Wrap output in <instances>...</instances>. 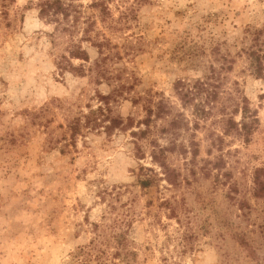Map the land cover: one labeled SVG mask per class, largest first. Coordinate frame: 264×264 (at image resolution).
Wrapping results in <instances>:
<instances>
[{"label":"rangeland","instance_id":"374dc122","mask_svg":"<svg viewBox=\"0 0 264 264\" xmlns=\"http://www.w3.org/2000/svg\"><path fill=\"white\" fill-rule=\"evenodd\" d=\"M41 1L0 0V264H264V0Z\"/></svg>","mask_w":264,"mask_h":264},{"label":"trees","instance_id":"16d2710c","mask_svg":"<svg viewBox=\"0 0 264 264\" xmlns=\"http://www.w3.org/2000/svg\"><path fill=\"white\" fill-rule=\"evenodd\" d=\"M110 0H97L93 3L94 6H99L101 8V13L105 16L110 14V9L107 6L106 2H109ZM39 9V16L42 19H45L47 21L55 22L56 24H61V21H68L72 15L73 10L75 9V6L72 2V0H42L38 4ZM75 17V16H74ZM61 18V19H60ZM76 20V19H75ZM96 47H101L102 44H95ZM261 52L258 53L256 51H253L250 54L251 58V68L253 73L256 75L257 78L264 80V50H259ZM69 58L73 59H82L86 62L89 61L88 54L85 50H82L81 47H78L76 45L73 46V48L69 51ZM66 59V58H65ZM67 62L72 65L70 60H67ZM73 69L76 70L75 67L71 66ZM84 68V67H83ZM81 67L80 69L83 70ZM66 68H62V70H65ZM203 82L199 83V81L195 82L193 86L189 87L186 85L184 81H178L176 83V90H178V94L182 96V100L184 101V106H186L189 103H194V112L196 118H203L206 119V117L211 113L212 107L210 109L206 110L205 104L208 106L216 101L217 95L216 93H211L208 96H206V99L203 100L201 98L200 101H197V97L201 96V93L203 91ZM238 112V111H236ZM242 113V121H241V131L244 133V136H249L252 131V124L254 122H257V115L254 113L249 112V108L245 106L241 110ZM250 119V122L248 120ZM230 121H234L233 118L230 119ZM234 123V122H233ZM79 126H72V136H75L79 128ZM259 178L256 177V190H255V197L261 198L260 195L264 191L263 183L259 182ZM140 185L143 188L149 187V182L147 180L141 181ZM121 244V242H119Z\"/></svg>","mask_w":264,"mask_h":264}]
</instances>
